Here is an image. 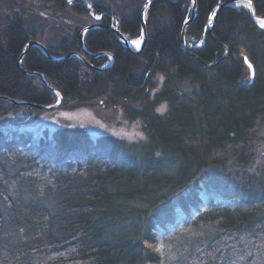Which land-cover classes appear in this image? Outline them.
I'll return each mask as SVG.
<instances>
[{"label": "trees", "instance_id": "obj_1", "mask_svg": "<svg viewBox=\"0 0 264 264\" xmlns=\"http://www.w3.org/2000/svg\"><path fill=\"white\" fill-rule=\"evenodd\" d=\"M47 1L86 23L68 31L59 16L54 38L40 40L12 9L0 25V96L53 105L58 92L63 103L57 109L65 110L133 100L140 107L124 105L125 113L142 121L148 139L133 161L123 158L119 144L106 149L82 129H59L54 143L35 141L5 129L42 111L0 99V264H264V167L249 170L264 131V29L249 9L219 11L214 37L208 31L195 52L213 64L226 52L221 44L226 46L227 58L212 67L181 46L192 0L153 1L140 54L123 47L108 28L88 31L87 50L114 57L103 71L78 57L51 59L32 47L22 66L42 73L51 90L17 65L30 40L43 43L55 58L78 53L95 66L111 59L82 49L80 33L95 22L87 4ZM72 1L90 4L103 24L116 18L129 39L141 37L146 0ZM196 1L197 15L186 31L189 45L201 41L224 0ZM251 1L264 19V0ZM245 58L254 67L251 82ZM156 72L165 79L153 96ZM194 84L192 97L185 88ZM163 101L168 110L160 114ZM202 180L225 203L204 209ZM176 206L186 218L179 227Z\"/></svg>", "mask_w": 264, "mask_h": 264}, {"label": "rangeland", "instance_id": "obj_2", "mask_svg": "<svg viewBox=\"0 0 264 264\" xmlns=\"http://www.w3.org/2000/svg\"><path fill=\"white\" fill-rule=\"evenodd\" d=\"M73 2L72 0H67ZM241 7V6H237ZM247 8V7H246ZM12 9L20 13L26 21L29 29L38 33L39 39L43 37L46 40H52L56 34V21L60 16L63 26L69 31L79 25H83V17H79L75 13H61L58 8L47 0H0V25H4L11 16ZM63 16H62V15ZM264 21V19H263ZM165 76L162 72H156L152 76L154 88L151 90L153 96L158 93L162 87ZM196 84L190 87L188 85L185 90L189 96H195ZM124 105H131L135 108L140 104L133 100L119 101L110 105L102 103L79 107L75 110L55 109L50 111L39 112L35 119L24 121L22 123L7 126L5 130H15L30 135L35 141L47 139L52 142L55 133L62 128L82 129L85 130L89 139L94 144L104 143L107 149L112 143L121 146V154L125 160H139L140 152L145 144H147V135L143 129V123L140 119H131L127 117ZM164 108V111L159 109ZM168 110L167 101H163L156 109L160 114L166 113ZM106 138V141H102ZM51 139V140H50ZM252 164L249 170L258 172L264 167V131L261 132L254 144L252 153ZM201 197L204 202V209L216 207L223 202L206 182L201 181ZM178 210L176 227L185 223V215ZM198 213H194L196 215Z\"/></svg>", "mask_w": 264, "mask_h": 264}, {"label": "water", "instance_id": "obj_3", "mask_svg": "<svg viewBox=\"0 0 264 264\" xmlns=\"http://www.w3.org/2000/svg\"><path fill=\"white\" fill-rule=\"evenodd\" d=\"M154 0H146L144 5L142 6V9L140 11V23H141V43H140V46L138 47V49H134L133 46H132V39H129V37H127L119 28V24H118V21L115 25H106V24H103L99 21H95L93 24H90L86 27H84L80 33V41H81V46H82V49L83 51L88 54V55H94V56H99V55H108L111 59V61L105 65V66H95L91 63H89L82 55L78 54V53H71V54H67L61 58H55L54 56H52L48 50L46 49L45 45L43 43H41L40 41L36 40V39H32L28 42L23 54L20 56V58L18 59V62H17V65L18 67L20 68V70H22L25 74L27 75H36V76H39L43 82L45 83V85L53 90L45 76L42 74V73H39L37 71H30V70H27L25 69L23 66H22V61H23V58L25 57L26 53L28 52V50L32 47H38L40 48L47 57L51 58V59H55V60H62V59H65V58H69V57H78L80 59H82L90 68L94 69V70H99V71H103V70H106L108 68L111 67V65L113 64V61H114V57L113 55H111V53L107 52V51H102V52H99V53H96V54H93L91 52H89L85 46V42H84V38H85V35L88 31L92 30L93 28L95 27H104V28H108L110 30H112L117 38L119 39L120 43L122 44L123 47H125L128 51L134 53V54H140L142 53L144 47H145V44H146V41H147V27H146V20H147V13H148V10L150 8V6L152 5ZM69 2V1H68ZM70 4H73V5H79V4H87L88 5V11L91 15L92 14V8L90 6V4L86 3V2H79V3H74V2H69ZM237 6H244V7H247L250 11V16H251V19L253 20V22H255V24H257V26H259L260 28L264 29V27H261V23L264 22L263 19L259 18L256 14V10H255V7H254V4L251 0H224L223 2H221L217 7L216 9L213 11V13H215V15H211V17L209 18L208 20V23L203 31V35H202V39H201V45L200 46H197V47H193V46H190L188 43H187V40H186V31H187V27L188 25L195 19L196 15H197V1L196 0H192V13H191V16L189 17V19L185 22L184 26H183V29H182V33H181V46H182V49L184 52H187L193 56H196L199 61L205 66V67H212V66H215L217 64H219L220 62H222L225 58H227L228 56V53H229V50L227 49L226 46H224L223 44H221L225 49H226V52L224 54V56L222 58H220L217 62L213 63V64H210V63H207L203 60H201L197 55H196V51L200 48H202L205 44V37H206V34L207 32L209 31L210 34L214 37L213 35V32H212V28H213V25L217 19V15L219 13V11L223 8V7H237ZM245 62H246V66L248 67L249 69V72H250V82L253 80L254 78V67L253 65L247 60L245 59ZM249 64H251V67H249ZM57 94L59 95V99L58 101L53 104V105H41V104H35V103H31V102H27V101H17V100H14V99H10L8 97H5V96H0V99H5V100H9L11 103H16V104H22V105H26V106H29L31 108H34V109H37V110H40V111H50V110H54V109H57L58 107H60L63 103V96L57 92Z\"/></svg>", "mask_w": 264, "mask_h": 264}, {"label": "bare ground", "instance_id": "obj_4", "mask_svg": "<svg viewBox=\"0 0 264 264\" xmlns=\"http://www.w3.org/2000/svg\"><path fill=\"white\" fill-rule=\"evenodd\" d=\"M134 42H138V43H134ZM141 43V38H137V39H133L132 40V46L134 49H138V47L140 46Z\"/></svg>", "mask_w": 264, "mask_h": 264}, {"label": "snow or ice", "instance_id": "obj_5", "mask_svg": "<svg viewBox=\"0 0 264 264\" xmlns=\"http://www.w3.org/2000/svg\"><path fill=\"white\" fill-rule=\"evenodd\" d=\"M213 15H215V13H213ZM261 27H264V22L261 23ZM134 43H138V42H134ZM247 59V58H245ZM249 67H251V64H249ZM160 111H164L165 109L162 107L161 109H159Z\"/></svg>", "mask_w": 264, "mask_h": 264}]
</instances>
